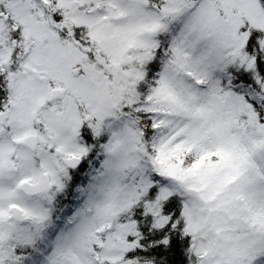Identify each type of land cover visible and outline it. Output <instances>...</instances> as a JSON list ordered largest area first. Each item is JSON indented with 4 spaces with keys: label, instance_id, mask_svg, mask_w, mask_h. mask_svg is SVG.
<instances>
[{
    "label": "snow or ice",
    "instance_id": "snow-or-ice-1",
    "mask_svg": "<svg viewBox=\"0 0 264 264\" xmlns=\"http://www.w3.org/2000/svg\"><path fill=\"white\" fill-rule=\"evenodd\" d=\"M0 264H264V0H0Z\"/></svg>",
    "mask_w": 264,
    "mask_h": 264
}]
</instances>
